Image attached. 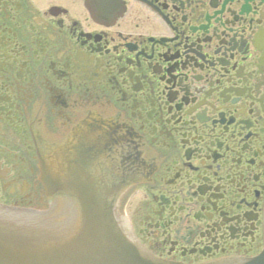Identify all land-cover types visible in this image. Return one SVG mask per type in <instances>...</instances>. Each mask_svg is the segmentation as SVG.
<instances>
[{
	"label": "flooded vegetation",
	"instance_id": "1",
	"mask_svg": "<svg viewBox=\"0 0 264 264\" xmlns=\"http://www.w3.org/2000/svg\"><path fill=\"white\" fill-rule=\"evenodd\" d=\"M108 137L145 249L264 264V0H0V204L48 208L41 158Z\"/></svg>",
	"mask_w": 264,
	"mask_h": 264
},
{
	"label": "water",
	"instance_id": "2",
	"mask_svg": "<svg viewBox=\"0 0 264 264\" xmlns=\"http://www.w3.org/2000/svg\"><path fill=\"white\" fill-rule=\"evenodd\" d=\"M113 147L102 141L95 159L71 155L65 141L59 159L41 158L52 203L46 211L0 206V264H175L145 251L126 227L119 204L134 175Z\"/></svg>",
	"mask_w": 264,
	"mask_h": 264
},
{
	"label": "snow or ice",
	"instance_id": "3",
	"mask_svg": "<svg viewBox=\"0 0 264 264\" xmlns=\"http://www.w3.org/2000/svg\"><path fill=\"white\" fill-rule=\"evenodd\" d=\"M105 2L106 0H99V3L101 4V6H103Z\"/></svg>",
	"mask_w": 264,
	"mask_h": 264
}]
</instances>
